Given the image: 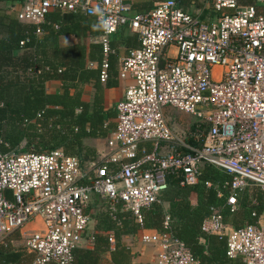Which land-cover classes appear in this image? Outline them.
I'll use <instances>...</instances> for the list:
<instances>
[{"label":"built area","instance_id":"1","mask_svg":"<svg viewBox=\"0 0 264 264\" xmlns=\"http://www.w3.org/2000/svg\"><path fill=\"white\" fill-rule=\"evenodd\" d=\"M131 1L17 3L18 19L37 25L55 10L94 17L100 34L93 41L105 54L124 27L138 35L139 44L120 59L118 77L131 82L116 104L104 149L88 156L62 147L0 151V241L41 216L43 228L25 234L22 244L35 253L31 264H71L84 241L93 194L139 216L167 189L168 177L193 185L208 164L232 180L225 183V207L204 218L202 231L224 238L229 257L264 264V210L254 209L256 220L243 226L226 220V213L238 211L246 189L258 187L264 206V0H198L190 9L178 0H157L151 10L135 14ZM107 78L104 60L100 79ZM168 110L195 121L182 126L168 118ZM142 240L157 247V264H199L167 232Z\"/></svg>","mask_w":264,"mask_h":264},{"label":"trees","instance_id":"2","mask_svg":"<svg viewBox=\"0 0 264 264\" xmlns=\"http://www.w3.org/2000/svg\"><path fill=\"white\" fill-rule=\"evenodd\" d=\"M21 1L0 0V151L44 152L62 147L69 153L88 156L92 152H84L86 141L106 138L116 124V107L104 105V87L117 83H110L109 78L111 71L117 72L121 31L111 37L112 51L105 54L101 43L89 40L100 34L94 17L55 10L38 25L23 22L13 11ZM156 1L132 0L131 13L149 11ZM197 2L178 0L180 6L189 9ZM37 29L40 33H36ZM70 36L76 41L61 43L62 37ZM104 60L108 65L106 81L100 79ZM51 79L61 81V92L46 90L45 83ZM86 83L94 87L91 101L82 98ZM179 180L178 176L168 177L167 189L157 201L141 207L139 216L119 201L112 204L93 194L86 209L93 247H76L71 264H136L135 254L123 236L142 228L167 232L182 240L199 264H244L227 255L224 238L201 229L202 221L214 208L225 207V183L232 176L203 164L196 184L181 186ZM252 199L258 204L252 205ZM261 200L258 187L244 190L238 211L226 213V220L237 227L253 223L256 217L251 216L252 211L259 214L264 210ZM5 238L0 241V264L32 263L33 251L24 245L15 246Z\"/></svg>","mask_w":264,"mask_h":264},{"label":"crops","instance_id":"3","mask_svg":"<svg viewBox=\"0 0 264 264\" xmlns=\"http://www.w3.org/2000/svg\"><path fill=\"white\" fill-rule=\"evenodd\" d=\"M19 4L14 5L13 11H17L19 9ZM98 22V21H97ZM99 24V22H98ZM100 27V24H99ZM119 33L118 37V49H117V61L115 64L116 73L113 74L111 71V77L109 78V82L111 83L113 80H117L116 84L108 85L104 87V105L106 108L116 107L117 102L122 99L124 96L125 89L127 85L131 82L130 78L121 79L118 77V69L120 59L127 52L128 48L137 46L139 44V39L136 33L130 31L128 28L124 27ZM95 37V36H94ZM89 38L90 41H93V38ZM67 39L66 37L61 38V43H63V39ZM70 42L76 41V39L72 36L68 39ZM94 42V41H93ZM175 48H171L170 51L174 52ZM46 90L48 92H61L62 91V83L60 80L51 79L46 81L45 83ZM94 95V87L92 83H86L83 86L82 98L86 101H91ZM116 119V118H115ZM114 119V120H115ZM106 140L105 138H90L86 141L84 152L88 153H97L105 148ZM166 207L168 203H165ZM43 228V221L41 216L35 217L33 220L28 222L24 228L20 230H15L7 237L15 246H20L23 244L24 235L28 234L34 230H38ZM156 229L152 228H142L139 229L135 234H129L123 236L124 242L130 247L132 253L135 254L133 258V262L136 264H157V252L158 249L152 243L144 242L142 240V236L145 234H152L156 232ZM6 237V238H7ZM5 238V239H6ZM81 247H93L92 237L90 230L88 227L85 231L84 241L80 245ZM78 246V247H80ZM239 259L243 262L241 258ZM244 263V262H243ZM54 264V263H53Z\"/></svg>","mask_w":264,"mask_h":264},{"label":"rangeland","instance_id":"4","mask_svg":"<svg viewBox=\"0 0 264 264\" xmlns=\"http://www.w3.org/2000/svg\"><path fill=\"white\" fill-rule=\"evenodd\" d=\"M201 1H204V0H201ZM0 5H3V4H0ZM63 43H67L69 42L68 39H63L62 41ZM168 118L170 120H176L177 122H179L182 126H187L188 123H192L195 121V117L190 115V114H186L184 112H180V111H177V110H168Z\"/></svg>","mask_w":264,"mask_h":264}]
</instances>
